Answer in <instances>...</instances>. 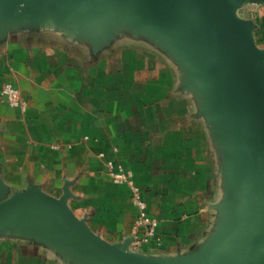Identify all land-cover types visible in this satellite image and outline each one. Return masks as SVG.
I'll return each mask as SVG.
<instances>
[{"label": "crops", "instance_id": "crops-1", "mask_svg": "<svg viewBox=\"0 0 264 264\" xmlns=\"http://www.w3.org/2000/svg\"><path fill=\"white\" fill-rule=\"evenodd\" d=\"M238 13L254 21L264 48V2ZM5 82L26 104L21 112L0 95V177L10 191L32 184L59 197L69 180L74 214L103 239L121 242L132 235L136 209L128 187L107 177L103 152L133 171L158 222L154 238L136 250L175 256L210 234L222 195L217 150L178 68L153 43L122 32L95 53L51 28L14 31L0 41V89ZM0 264L72 263L5 234Z\"/></svg>", "mask_w": 264, "mask_h": 264}, {"label": "water", "instance_id": "water-1", "mask_svg": "<svg viewBox=\"0 0 264 264\" xmlns=\"http://www.w3.org/2000/svg\"><path fill=\"white\" fill-rule=\"evenodd\" d=\"M264 0H0V41L51 28L98 52L120 33L165 52L194 95L218 155L222 195L216 223L194 250L175 256L109 242L59 197L0 177V235L33 240L72 264H264V48L240 8Z\"/></svg>", "mask_w": 264, "mask_h": 264}, {"label": "built area", "instance_id": "built-area-1", "mask_svg": "<svg viewBox=\"0 0 264 264\" xmlns=\"http://www.w3.org/2000/svg\"><path fill=\"white\" fill-rule=\"evenodd\" d=\"M0 95L9 107L25 112L26 104L20 97L19 90L12 83L5 82L0 89ZM83 138L86 140L88 137L84 136ZM50 147L57 150L62 148V145L52 144ZM67 147L70 148V145ZM113 151L116 152L117 149L113 148ZM98 157L104 160V170L109 180L116 185H126L129 189L130 201L136 209V217L131 227L133 236L131 248L138 249L140 246L148 244L155 236L158 222L147 213L143 191L135 182L133 171L113 158L106 157L103 152L98 153Z\"/></svg>", "mask_w": 264, "mask_h": 264}]
</instances>
